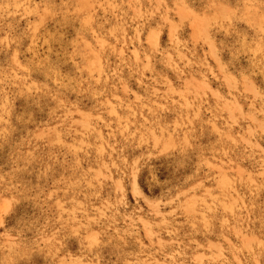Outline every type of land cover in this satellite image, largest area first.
I'll return each instance as SVG.
<instances>
[{
  "label": "rangeland",
  "instance_id": "374dc122",
  "mask_svg": "<svg viewBox=\"0 0 264 264\" xmlns=\"http://www.w3.org/2000/svg\"><path fill=\"white\" fill-rule=\"evenodd\" d=\"M0 264H264V0H0Z\"/></svg>",
  "mask_w": 264,
  "mask_h": 264
}]
</instances>
